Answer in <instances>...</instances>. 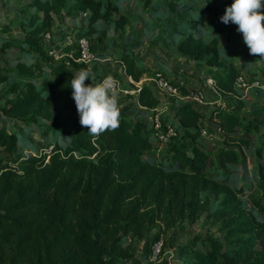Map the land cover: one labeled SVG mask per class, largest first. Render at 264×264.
Listing matches in <instances>:
<instances>
[{
  "label": "trees",
  "instance_id": "trees-1",
  "mask_svg": "<svg viewBox=\"0 0 264 264\" xmlns=\"http://www.w3.org/2000/svg\"><path fill=\"white\" fill-rule=\"evenodd\" d=\"M122 1L33 0L21 10L18 29L25 33L23 43L7 40L0 46L5 61L13 54L16 60L31 54L39 63L10 62L15 66L5 67L0 77V85L11 75L26 80L0 90V264H140L131 252L135 239L144 242L147 258L161 241L162 255L175 226L193 224L204 215L211 217L207 223L217 227L225 243L208 235L193 236L178 246V264H264V223L254 215L255 210L264 214V152L257 151L263 161L256 176L261 196L251 198L253 206H248L241 188L229 186L228 168L239 163V151L264 125V103L251 109L247 116L254 117L246 125L238 112L243 90L235 82L240 70L250 74V69L245 63L240 70L234 66L242 34L235 24L221 21L234 0H193L203 6L185 18L179 9L189 0H142V8L134 10ZM141 9L154 18L152 22L143 19ZM78 14L85 16L87 40L96 28L100 44L109 38L122 43L118 61L132 82L153 72L137 63L134 51L144 40L171 35L175 53L187 64L204 67L198 70L199 75L204 71L203 83L211 80L214 92L224 100L236 99L235 106H214L207 117L194 102L185 101L158 130L154 116L160 98L142 85L133 89L135 95L126 96L133 102L118 105L117 130L89 135L79 123L70 87L72 76L87 67L79 60L77 36L72 33L74 42L64 44L58 60L49 55L44 40L54 18ZM135 15H142L138 34L133 29ZM222 36L229 43L226 56L221 53ZM107 73L93 83H100ZM251 75L253 82L264 85V64L260 74ZM37 76L42 77L39 86L33 83ZM165 79L179 97L189 99L191 82L178 85L176 78ZM132 108L138 109L134 118ZM147 112L154 114L152 123L143 118ZM207 119L205 131L201 122ZM14 122L34 126L47 141L40 154L24 155L26 147L7 128ZM167 126L176 136L165 141ZM212 135L221 141L214 153L202 145L214 139ZM163 145L168 148L155 161V152Z\"/></svg>",
  "mask_w": 264,
  "mask_h": 264
},
{
  "label": "rangeland",
  "instance_id": "rangeland-1",
  "mask_svg": "<svg viewBox=\"0 0 264 264\" xmlns=\"http://www.w3.org/2000/svg\"><path fill=\"white\" fill-rule=\"evenodd\" d=\"M33 0H0V46L4 41H11L16 45L23 43L25 39V33L18 29L19 20L21 19V10L26 9L30 2ZM224 1V0H222ZM142 0H125L122 1L121 5H127L131 10H134L137 7L142 8ZM186 7H182L179 10H182V14H184V18L188 17L191 14H196L200 8H202L201 2H194L193 0H189ZM142 10V15L144 20L149 22L153 21V17L147 15V11ZM33 11V10H32ZM189 14V15H188ZM142 15L134 16V24L133 29L136 34H138L142 28V23L140 22ZM212 15H209L208 22L212 19ZM158 19V18H156ZM155 19V20H156ZM13 20V24L10 23ZM137 22V27H136ZM85 16L78 14L77 17H65L60 15L57 18H54V25L51 30L45 33V44L46 48L49 49V52H53V54L58 55L57 52L64 47V44H72L74 42V35L77 36L74 44H78V40L84 36H88L86 33L88 29L86 28ZM206 28H208L209 24L206 23ZM99 28V27H98ZM8 30V31H6ZM100 30V29H99ZM130 27L127 26L125 29V34H129ZM99 32L96 28L93 30V34L88 38V46L91 54L90 60L85 62L87 64V68L95 74V80L102 76L108 71L107 75L113 76L119 83V88L124 91L122 95L119 97V104H127L128 102H133V98H128L126 96L135 95L137 91L133 90L134 88H140L142 85H148L152 88L153 92L159 96L160 105L159 111L161 112L160 121L163 124L165 120L171 121L172 116L174 115V111L178 108V106L185 102L191 101L192 99L181 98L177 94L169 95L165 92H159L154 89L155 83L152 79L156 77L157 74L162 77H166L170 80L176 78V84H186L192 83V86H188L191 93H195V90H201L202 92V103L198 104L194 102L197 108H200L203 113H205L208 117L210 112L214 106H235L237 100L230 99L224 100L220 96H218L213 88H211L207 83L204 84V71L203 74L199 75L198 70H202L204 67L197 65L195 62L185 63L182 58L175 53L173 46L175 41L172 39L171 35H160L155 38V41L149 39L148 41L144 40L142 45L139 46L137 50L134 51V56L138 64L145 65L150 68L153 72L149 75L150 77L144 76L138 83L132 82L129 78L125 77L122 74V65L119 63V57L122 52H124V48L122 43L118 42V39L109 38V40L105 41V43L100 44L97 42V38L99 36ZM48 36V39L46 38ZM142 38V37H141ZM241 41L243 42L241 46L238 47L234 56H233V64L234 66L240 70V67L243 63L249 65L250 74L246 70H240V75L244 78V80L249 84L247 89H243L242 94L238 97L240 102H242V109L239 114L244 116L243 124H248V120L254 117V115H249V112L252 108H256L259 104L264 103V89L253 85L255 82L252 81L254 75L251 73L260 74L262 72V66L264 64V58L259 55L253 56L249 54V50L243 41V36H241ZM229 43L222 36V48L221 53L223 56L227 55L228 49H225ZM98 48V50H94ZM96 51V52H95ZM48 52V53H49ZM50 55V53H49ZM22 57L18 60L15 58L17 54H13L9 56L7 59L9 61H5L0 57V77L4 76V68L5 67H14L15 61L24 62L27 64H39L36 63L37 57L35 55H21ZM54 58L52 55H50ZM59 57L54 60H58ZM82 62V61H80ZM42 67V75L46 74L44 63H40ZM41 75V76H42ZM41 76H37L33 83L36 86L40 85L42 80ZM94 80V81H95ZM93 81V82H94ZM20 83L26 82L25 79L16 77L11 75V77L7 78V82L0 85V90L5 88L6 86L12 83ZM92 82L91 78L86 80V84H90ZM260 85L264 86L263 83L259 82ZM251 87V88H250ZM257 87V88H256ZM173 88H175L173 86ZM201 88V89H200ZM260 88V89H258ZM127 93V94H126ZM124 95V96H123ZM2 104H0L1 106ZM138 109L132 108L130 115L134 118L136 116V112ZM154 114L151 112H147L143 116L148 122L153 119ZM263 116V115H262ZM264 120V116L261 117ZM208 126V119L204 122H201V127L206 130ZM10 132H14L17 134V138L24 145V155L32 154H40V152L45 147L47 141H44L39 137L38 132L34 126L26 127L21 122H14L7 126ZM158 135L160 132L157 133ZM155 134V137L156 135ZM214 139H211L207 142H202L204 148L208 151L215 152L220 144L219 136L216 138V135H212ZM249 146L246 148H242L240 152V161L236 166H230L228 168L230 172V180L229 186L231 188H241L245 193L244 196L247 198L248 206H253L254 204L251 201V198L258 199L261 196L260 189L256 183V176L259 172V167L263 163L262 159L258 157L257 151L264 152V125L259 129L253 131L250 135ZM155 138H151L153 141ZM213 140V141H212ZM168 146H158V149L155 152V161H160L161 156L164 155ZM254 215L257 221L264 223V214H260L258 211H254ZM211 219L209 216H202L195 223L190 225H177L172 231H170L171 236L169 237L168 246L165 248L164 254H159L160 247L162 242L160 241L156 245H153V256L147 258L143 257V241H139L135 239L132 242L131 252L134 255V258L140 262V264H178L176 258L178 246L184 245L193 236L196 235H208L212 238H216L221 242L225 243L224 237L221 233L217 231V227H213L207 222ZM182 232V233H180ZM176 234V235H174ZM129 243L128 239L124 240V244L127 245ZM132 264V263H127Z\"/></svg>",
  "mask_w": 264,
  "mask_h": 264
},
{
  "label": "clouds",
  "instance_id": "clouds-1",
  "mask_svg": "<svg viewBox=\"0 0 264 264\" xmlns=\"http://www.w3.org/2000/svg\"><path fill=\"white\" fill-rule=\"evenodd\" d=\"M224 24L237 26L236 31L253 56L264 58V0H234L221 17ZM91 78L92 84H86ZM95 74L87 67L79 69L70 80L72 99L79 115V123L88 134L98 137L120 126L119 83L111 75L100 83H93Z\"/></svg>",
  "mask_w": 264,
  "mask_h": 264
},
{
  "label": "built area",
  "instance_id": "built-area-1",
  "mask_svg": "<svg viewBox=\"0 0 264 264\" xmlns=\"http://www.w3.org/2000/svg\"><path fill=\"white\" fill-rule=\"evenodd\" d=\"M46 38L48 39V36H46ZM80 52H81V58L79 59L82 62H87L88 60H90L91 58V54L89 51V46H88V41L85 37H82L78 40V44ZM50 55H52L55 59L56 57L58 58L59 55H55L53 54V52H49ZM153 82L155 83V87L154 89L158 90L159 92H165L169 95H174L177 94L178 91L176 88H173V86H171L168 81L165 79V77H162L161 75L157 74L156 77L154 79H152ZM211 88H213V82L211 80H207L206 82ZM235 85L237 88L239 89H247L249 87V84L244 80V78L242 76L238 77ZM253 85L260 87L262 89H264V86L260 85L259 82H255ZM189 98L192 99L194 102L201 104L202 103V92L201 91H197L195 93H190ZM160 115L161 112L158 111L155 116H154V125H155V129H160L162 127V123L160 121ZM167 136L164 139L165 141L171 140L172 138H174L176 136L174 129L171 126H167ZM203 135L206 134L205 131H202Z\"/></svg>",
  "mask_w": 264,
  "mask_h": 264
}]
</instances>
